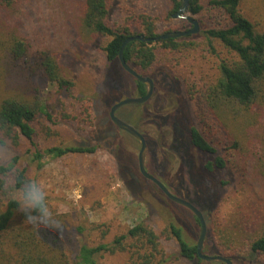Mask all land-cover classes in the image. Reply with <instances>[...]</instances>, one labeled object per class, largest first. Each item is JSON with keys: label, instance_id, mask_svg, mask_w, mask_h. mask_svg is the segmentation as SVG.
I'll return each mask as SVG.
<instances>
[{"label": "rangeland", "instance_id": "obj_1", "mask_svg": "<svg viewBox=\"0 0 264 264\" xmlns=\"http://www.w3.org/2000/svg\"><path fill=\"white\" fill-rule=\"evenodd\" d=\"M210 1L201 0L202 12L191 14L198 20L200 30L224 18L222 11L212 7ZM83 6L84 0H23L11 28L26 32L35 47L53 51L63 73L74 80L75 90L80 94L98 98L105 92L103 99L108 94L117 98L112 104L128 96H138L134 76L128 72L122 74L123 82L116 88H105L101 83L108 63L103 46L109 38L90 33L82 26ZM173 7V0H110L108 22L114 27L131 24L136 31L144 32L139 21L140 14L144 13L155 22L158 33L191 28L186 19L172 16ZM242 8L245 13L252 12L250 17L264 27V0H244ZM155 45L161 47L158 41ZM215 45L217 53L209 50L202 40L192 50L161 48L151 71L155 81L153 97L140 107L122 106L117 114L147 133L150 139H147V170L161 179L172 193L186 198L203 212L207 223L204 252L216 255V249L220 255H227L230 250L240 248L236 242L247 241L264 227V92L251 108L231 102L222 104V110L210 108L206 95L220 77L221 60L234 58L222 45ZM15 71L8 72L3 84L5 88L15 87L21 92ZM36 82L54 119L61 113L70 115L55 124L45 115L37 116L35 142L41 150L75 143L105 127L112 130L108 145L94 153L46 157L44 163L34 159L35 148L27 138L20 136L17 143L11 140L2 143L5 136L0 133V153H6L9 159L18 156L16 169L0 177L15 178L17 171L24 170L25 179H35L45 185L51 216L33 224L51 231V237L56 238L71 264H75L83 243L112 244L117 236L129 235L137 226L141 229L135 238L129 235L124 241L126 249L102 253L99 264H130L131 255L142 244L140 239L147 228L159 236L163 264H222L204 259L190 262L179 255L177 241L168 231L169 223L175 221L183 226L190 239L197 234L195 241L200 226L191 212L172 203L155 183L141 175L140 142L112 122V104L99 105L96 120L84 112L79 102L59 96L53 83ZM179 95L188 99L189 119L226 158L224 170L205 172L204 163L212 155L193 147L188 138L180 144L186 137L180 126L175 140L171 117L164 119L169 125L162 126L166 129L163 133L157 115L172 116L177 112L181 106ZM221 178L228 181L226 186H219ZM137 182L142 187L135 198L129 188L136 189ZM8 198L3 186L0 210ZM236 264L245 263L236 261Z\"/></svg>", "mask_w": 264, "mask_h": 264}, {"label": "trees", "instance_id": "obj_2", "mask_svg": "<svg viewBox=\"0 0 264 264\" xmlns=\"http://www.w3.org/2000/svg\"><path fill=\"white\" fill-rule=\"evenodd\" d=\"M22 1L0 0V133L5 136L1 142L7 143L11 140L17 143L20 136L27 138L35 148L34 159L41 163H44L46 157L58 158L69 154L94 153L103 148V145H108V140L112 137V130L109 127L96 130L95 135L92 134L75 143L54 145L43 150L35 142L36 128L34 123L37 116L45 115L54 124L70 117L65 112L56 118L58 120L54 119V114L48 108L47 101L44 100L36 81L53 83L59 96L79 102L84 112L92 114L96 120L98 118V106H102L104 103L109 106L117 98L108 94V97L103 99L106 96L104 95L105 92H101L98 98L80 94L75 90L74 80L63 73L60 60L53 51L44 47H35L34 42L26 32L23 30L14 31L11 28V24L16 20L14 15ZM173 1L172 16L178 11L182 3L181 0ZM200 1L190 0L189 11L191 14L202 12L203 6ZM243 1L211 0V6L224 14V18L217 24L205 27L195 34L162 39L159 36L163 33L157 32V25L148 15L142 13L139 17L144 32L136 31L131 24L114 27L108 22L110 0H84V10L81 17L82 26L90 33L109 38L103 46L108 63L101 83L103 82L105 88L108 86L116 88L122 84V74L127 71L120 64L119 52L123 41L130 35L145 34L147 37L158 38L150 42L132 41L124 50L126 61L138 73L150 77H152L153 67L158 62V54L161 48L169 51L192 50L196 47L197 41L202 40L206 42L208 49L213 53H217L215 43H219L234 55L233 59L221 60L219 65L220 77L208 89L206 95L208 106L222 110L224 106H221L222 104L231 102L245 108H251L264 92V27L250 17L253 15L252 12H244ZM156 41L160 42L161 47H156ZM10 70H16V76L21 83L17 87L22 89L21 92H17L15 87L8 86L5 88L3 83ZM133 81L136 84L138 94L144 95L147 89L146 84L135 77H133ZM177 89L179 93L180 90ZM179 103L181 106L172 116H170L171 114L168 116L157 115L161 129H163L162 126L168 124L164 119L171 117L169 121L174 127V129L172 128L174 139H178L180 126L186 136L179 141L180 144L188 138L195 147L205 151L206 154H211L212 158L208 159L203 166L210 174L224 170L227 166L226 158L220 154L218 148L202 130L189 119L186 106L188 99L184 95H179ZM135 106L140 107L142 104ZM140 131L149 139L144 130L141 129ZM162 131L164 134L166 133V129ZM17 163L18 156L11 157L3 166H0V175H9L11 171L16 169ZM9 164L11 167L8 166ZM15 179L17 181L16 186L20 187L21 183L26 180L25 171H17ZM227 183L228 181L222 178L218 180L220 187L226 186ZM137 185L136 189L133 187L134 190L129 188L133 197L137 196L138 190L142 187L139 182ZM3 186L4 181L1 179L0 189ZM213 198H216L215 195ZM171 202L178 205L173 201ZM186 210L193 214L189 209L186 208ZM193 216L197 226H200L195 214ZM39 220L29 221L25 213L20 210L19 204L8 198L5 207L0 210V264H71L58 245L56 238L51 237V231L45 226L35 225L38 224L37 221ZM140 229L141 226H137L129 232V235L135 238L136 232ZM78 230L82 232L83 228L78 227ZM168 231L176 239L178 253L181 257L190 262L203 260L197 253V241H195L197 234L190 239L186 235L184 227L175 221L169 223ZM129 235L117 236L112 244L106 242H100L96 245L83 243L79 248L75 264H99V257L102 253L126 249L124 241ZM140 240L142 244L138 245V250H135L136 252L131 255L130 259L133 260L130 264H163L165 258L160 248V239L157 233L147 228ZM236 243L237 246L240 245L238 250L232 249L230 254H223L231 257L234 264L236 261H242L245 264H264L262 262L264 259V227L260 233L247 241L241 240ZM140 250H144V252ZM214 252L216 255L221 254L220 250L214 249Z\"/></svg>", "mask_w": 264, "mask_h": 264}, {"label": "water", "instance_id": "obj_3", "mask_svg": "<svg viewBox=\"0 0 264 264\" xmlns=\"http://www.w3.org/2000/svg\"><path fill=\"white\" fill-rule=\"evenodd\" d=\"M189 4H190V0H182V3L178 11L173 14V17L186 19L189 23L192 24V27L189 29H185V30L167 31L161 34L159 38H162V39L177 38V37L184 36L187 34H195L200 31V24L198 20L191 15L189 11ZM156 39L158 38L147 37L145 36V34H134V35L128 36L123 41L120 52H119L120 64L128 73H130L132 76H134L139 81L145 83L147 85V89H146V93L142 96H128V97L118 100L117 102H114L110 108V118L117 127L121 128L122 130L129 133L130 135L134 136L140 142V149L138 153V166H139V171L141 175L151 180L153 183H155L158 186V188L161 190V192L165 194V196L169 200L186 207L187 209L192 211L193 214H195V216L197 217L199 221V225H200V234L197 240V253L199 257L204 260L210 261V262L234 264L233 259L231 257L220 255V254L209 255L204 252V244H205V239H206V234H207V223H206L203 212L199 208H197L192 202L187 200L186 198L172 193L161 179H159L157 176L153 175L147 170L146 155L148 151V143H147V139L145 135L139 129H137L133 124L123 120L117 114L118 109L121 108L122 106L129 105V104H140L145 101H148L153 95L154 88H155L154 81L150 76L138 73L126 61L125 56H124V50L126 46L130 42L135 41V40L150 42Z\"/></svg>", "mask_w": 264, "mask_h": 264}, {"label": "clouds", "instance_id": "obj_4", "mask_svg": "<svg viewBox=\"0 0 264 264\" xmlns=\"http://www.w3.org/2000/svg\"><path fill=\"white\" fill-rule=\"evenodd\" d=\"M9 159L6 153H0V166H3ZM11 167V165H8ZM4 180V190L9 197L15 200L20 210L25 213L27 219H47L51 216L48 206L45 185L35 179H26L20 187L16 186V179L11 176L0 177Z\"/></svg>", "mask_w": 264, "mask_h": 264}, {"label": "flooded vegetation", "instance_id": "obj_5", "mask_svg": "<svg viewBox=\"0 0 264 264\" xmlns=\"http://www.w3.org/2000/svg\"><path fill=\"white\" fill-rule=\"evenodd\" d=\"M151 78L153 79V77H151ZM153 81H154V79H153ZM154 83H155V81H154ZM146 86H147V85H146ZM154 89H155V88H154ZM136 90H137V89H136ZM137 94H138V92H137ZM153 94H154V92H153ZM138 96H142V95H139V94H138ZM152 97H153V95L151 96V98H152ZM151 98H150V99H151ZM150 99H149L148 101H145V102L140 103V104H142V106H143V104L146 105V104L150 101ZM134 105H138V104H134ZM146 139H147V138H146ZM147 143H148V142H147ZM192 146L195 147L193 144H192ZM196 148H197V147H196ZM197 149H198V148H197ZM198 150H200V149H198ZM200 151H202V150H200ZM202 152H205V151H202ZM205 153H206V152H205ZM146 168H147V166H146ZM203 169H205V168L203 167ZM204 171L207 172L208 174L210 173V172H209L208 170H206V169H205ZM176 204H177V203H176ZM178 205H179V204H178ZM180 206H182V205H180ZM183 207H184V206H183ZM185 208H186V207H185Z\"/></svg>", "mask_w": 264, "mask_h": 264}]
</instances>
